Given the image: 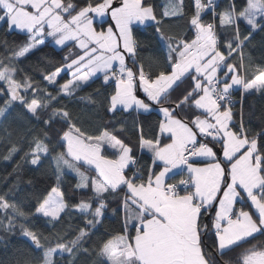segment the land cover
<instances>
[{"label":"snow or ice","instance_id":"6c2138e0","mask_svg":"<svg viewBox=\"0 0 264 264\" xmlns=\"http://www.w3.org/2000/svg\"><path fill=\"white\" fill-rule=\"evenodd\" d=\"M88 0L79 7L72 0H0V22H6L8 29L13 27L27 34V41L18 46L10 60H19L51 37L56 45L65 46L66 41H74L81 50L80 54L65 56V63L44 75L49 84H56L63 70L71 79L59 86V93L71 96L73 92L86 84L97 73L103 74L104 82H115V88L109 100V112L121 107L124 111L134 108L137 112L151 111L150 104H161L174 91L183 79L191 77L192 90L188 91L175 108L160 107L164 119L159 121V133L154 139H146L141 129L140 148L152 153L153 164L160 162L159 172L150 168L147 180L142 176H127L125 169L135 165L131 155L133 149L108 130L99 135H89L71 123L70 113L64 109H52V116L45 120L49 125L52 118L60 116L69 121L68 129L60 137L65 150L52 157L59 176L64 169L76 173L79 182L76 188L91 186L98 205L93 209L89 201L73 205L82 213H90L94 219L87 220L95 227L107 207L104 194H115L126 187L121 206L124 212V230L110 236L98 250L105 264H216L210 259L203 247V236L209 233V225L202 223L201 217L215 208L211 224L216 238L219 255L234 247L255 239V235L264 236V147L260 139L264 131L251 137L244 126L243 113L238 129L233 121L230 90L239 86L244 93L264 91V66L251 68V76L244 69L243 46L252 32L260 29L264 22V0H245L242 7L235 3L219 13L213 8V16H219L221 28L235 26V32L224 47L227 54L220 50L215 23L203 21L202 13L212 5L213 0H194V12L188 23L194 37L176 39L167 37V66L170 71L161 70L158 74L146 71L142 63L136 60L138 42L133 37V25H143L153 21L156 31L161 32V21L157 19L151 5L143 0ZM75 13V14H73ZM111 17L107 28L105 18ZM163 15L178 17L184 15L183 0H168ZM67 16V19L65 18ZM243 20L250 31L241 35L237 21ZM100 25L99 30L94 26ZM162 38L163 35H162ZM175 40V43L172 41ZM241 55L240 69L228 63L233 53ZM126 58L131 59L133 67H128ZM226 66L227 71L224 70ZM240 70L245 74L240 75ZM14 64L0 63V81L10 97L5 104L20 102L29 113L40 119L39 111L47 109L57 96L41 89L31 82V78L17 80ZM223 72V78L218 73ZM230 78V79H229ZM29 90L34 94L30 100L22 95ZM142 91L147 98H139ZM44 92L48 99L40 95ZM0 94H5L0 89ZM185 105L202 110L201 115L191 121L180 119L177 110ZM6 108L0 107V116ZM203 116V118H201ZM204 138L203 142L200 138ZM211 138L210 140L208 138ZM44 138L34 136L31 147L25 157L31 155V164L38 165L41 155L50 151ZM164 140L168 142L165 143ZM219 144L223 159H219L211 144ZM115 150V158L104 154V146ZM17 151L13 146L8 159ZM203 158L211 161L198 166ZM94 169L95 175L89 176L81 168ZM159 166V165H157ZM186 171L187 177L177 183H168L169 179ZM137 180L140 182L137 183ZM180 186H183L181 194ZM249 210L236 209V204H247ZM69 205L59 186H53L38 201L35 213L49 222H56ZM11 209L14 215L27 218L14 203H9L0 195V210ZM12 217H9V227ZM135 229L134 235L129 229ZM22 234L30 238L36 248H43L42 264H54V255L71 257L83 250L82 241L88 232L80 229L79 234L65 241L58 236L54 246L44 247L40 234L21 225ZM47 240L48 237H44ZM69 264H74L70 260ZM228 264V262H225ZM237 264H264V246L260 243L245 248L239 255Z\"/></svg>","mask_w":264,"mask_h":264},{"label":"trees","instance_id":"16d2710c","mask_svg":"<svg viewBox=\"0 0 264 264\" xmlns=\"http://www.w3.org/2000/svg\"><path fill=\"white\" fill-rule=\"evenodd\" d=\"M66 2L67 0H65ZM87 2L88 0H72V3L77 5V10ZM114 2L117 3V0ZM143 2L145 5L153 7L157 19L161 21L159 25L161 32L156 31L155 22L143 26H132L133 37L139 45L136 60L144 65L146 71L150 70L153 74H158L161 70L170 71L167 66V44L169 41L166 38L191 40L194 37V32L188 23L194 12V2L193 0H183L184 15L178 17L163 16V0H143ZM202 2L207 4V0H202ZM233 3L242 7L245 0H218L215 8L216 13L224 11ZM202 18L206 23H215L220 50L226 55L227 48L224 47V44L234 35L235 26L221 28L219 16L212 18L209 9L202 14ZM107 21L110 22V19L107 18L105 23ZM261 23L262 27L252 32L250 39L245 42L242 49L244 69H248L249 77L251 76L250 66L251 68L264 66V22ZM237 24L241 35H248L250 26L243 20L237 21ZM96 27L100 28V25L96 24ZM27 38L26 33L9 30L6 22H0V63L14 64L17 68L15 73L17 80L22 81L25 76H28L34 85H38L41 89H47V92L57 96V99L51 101L47 109L39 111L40 119L34 117L20 102L16 101L12 102L0 120V195L5 196L9 203L16 204L21 211L28 214L25 219L14 215L11 209L0 210V264H42L43 248H36L30 238L22 234L21 225L40 234L44 247L54 246L58 236L63 237L65 241L71 240L79 234L80 229H84L88 232V236L82 241V248L88 249V251L81 250L75 257H71L67 253H64L63 256L54 255V264H69L70 260H74V264H105L104 258L98 255V250L110 236L124 230V212L121 202L126 190L122 188L115 194L105 193L107 207L100 217L101 222L95 224V227L88 225L87 220L94 219V217L90 213H82L72 206L82 200L89 201V198H92L90 202L93 209L98 205L90 184L87 188H76L79 177L69 169H64L58 180L56 165L52 159L57 153L65 150L64 142L60 137L63 131L68 129L69 121L60 116L52 118L49 125H45L44 121L50 119L53 108L64 109L70 113L71 123L86 134L95 136L99 135L102 130L112 132L133 149L132 156L139 157V170L146 181L149 169L152 168L156 171L158 167L157 164L152 165L151 155L145 149L140 148L141 129L146 139H154L158 135L159 121L162 120L157 108L174 109L176 102L192 90L193 81L190 76L183 79V82L174 91H171L161 104H152L147 101L145 96H142L146 102L151 104V111L148 113L136 112L133 109L128 111L118 109L109 112L108 98L114 91V81L106 84L103 77L99 75L77 88L71 96H65L58 90L60 85L71 79L67 70L62 71L54 85L44 80L45 74L53 72L55 68L61 67L65 63L64 58L69 53L73 54L72 58H75L76 54H80L81 50L74 42L56 48L52 40L48 38L25 57L19 60H10L13 52L17 50L18 46L24 44ZM172 42L175 43V40ZM126 63L128 67H133L131 59L126 58ZM228 63H232L237 69H240V53H233L228 59ZM239 74L244 75L245 71L240 70ZM0 89L5 93L0 94V107H5V101L10 97L6 94L7 89L2 81H0ZM240 91L243 92L241 88L232 89L230 93L237 94ZM20 92L29 100L33 98L34 94L31 90L25 93L23 89H20ZM139 93L141 92L139 91ZM40 95L44 99H48L44 92H41ZM242 95L241 108L239 111H233V121L236 124L238 116L241 120L242 112L244 126L249 130L248 134L251 137L264 131V91L253 90L250 93L243 92ZM176 115L178 118L190 122L194 116L201 115V112L195 107L185 105L182 111H176ZM234 130H236V125ZM45 133H47L45 143L48 144L50 151L47 155H41L38 165H33L30 162L31 155L25 157V153L30 151L32 138L34 136L44 138ZM208 139L210 140V138ZM166 141L164 140V142ZM259 143L261 147H264V137H261ZM13 146L17 151L5 159ZM210 146L218 155L220 154L221 146L219 144L213 143ZM109 153L110 151L104 149V154ZM81 170L89 176L95 175L94 169L89 170L87 166H83ZM53 186H59L69 207L61 214L58 221L50 223L42 215L36 214L35 209L38 201ZM248 205L249 203H238L235 207L249 210ZM214 214L215 208L202 216L201 220L202 223L208 224L210 229L209 233L203 236V247L205 252L210 254L209 258L213 259L216 264H225V262L237 264L238 257L245 248L257 243L264 246V236L256 234L255 239L250 238L248 243L225 251L222 256L219 255L214 230H211ZM9 217H12L11 227H9ZM130 231L134 235V228H131ZM44 237H48V239L44 240Z\"/></svg>","mask_w":264,"mask_h":264},{"label":"built area","instance_id":"2783aa9c","mask_svg":"<svg viewBox=\"0 0 264 264\" xmlns=\"http://www.w3.org/2000/svg\"><path fill=\"white\" fill-rule=\"evenodd\" d=\"M217 3H218V0H213L212 5L207 7L210 10V14H211L212 18H214L212 9L216 8ZM242 93H243L242 91H240L237 94L230 93V99L232 101V111H234V110H236V111L238 110L239 111L240 110L241 102H242V96H243ZM238 118L239 119L236 121V124H235L236 125V129L239 128L240 122H241L240 116H238ZM200 139L203 142L204 138L201 137ZM133 158L135 159L136 163H135V165H129V167L126 170L127 176L132 177L135 174L136 176H142L143 177L142 172L139 170V163H138L139 157L138 156H133ZM186 177H187V174L182 173L181 176L178 179L170 180V181H168V183H177L180 179H183V178H186ZM137 182H140V181L137 180ZM182 189H183V186H180L181 194H183V190ZM125 190H126V187H125ZM236 209L239 210L240 208L236 207Z\"/></svg>","mask_w":264,"mask_h":264},{"label":"crops","instance_id":"0c3cea01","mask_svg":"<svg viewBox=\"0 0 264 264\" xmlns=\"http://www.w3.org/2000/svg\"><path fill=\"white\" fill-rule=\"evenodd\" d=\"M167 2H168V0H163V8H162V14L164 13V10H165V6H166V4H167ZM164 16V15H163ZM165 17V16H164ZM46 38H48V37H46ZM224 70L225 71H227V68H226V66L224 67ZM218 75H219V73H218ZM223 75V72H221V75H219L220 77ZM91 79V78H90ZM89 79V80H90ZM230 79V78H229ZM114 88H115V82H114ZM238 88H240L239 86H234L233 87V89H238ZM150 107H151V105H150ZM160 108V107H159ZM159 108H157V111L159 112V114H160V116H161V112L159 111ZM118 109H122L121 107H119L118 106ZM117 109V110H118ZM133 110H135L134 108H132ZM123 110V109H122ZM129 110H131V109H129ZM136 111V110H135ZM200 112H202V110H199ZM137 112V111H136ZM140 112H143V111H140ZM161 118H162V120L164 119L163 118V116H161ZM201 118H203V116H201ZM158 133H159V131H158ZM210 138V137H209ZM211 139V138H210ZM168 141H166L165 143H167ZM104 149H106V150H108V151H110V153L109 154H105L106 156H108L109 158H115V156H114V150H111V149H108L106 146H104ZM146 150V152H148L150 155H151V158H152V153L151 152H149L147 149H145ZM215 151V150H214ZM216 152V151H215ZM217 153V152H216ZM217 156H218V158L220 157V159H223V156H222V150L220 151V154L218 155V153H217ZM194 159H197V160H200L201 161V163L198 165V166H203V164L204 163H208V162H211V161H207V160H204L203 158H194ZM156 164L157 165H159V166H157L158 167V169L155 171V172H159L160 171V168L162 167V165L160 164V162H156ZM152 165H153V160H152ZM126 170L127 169H125V172H126ZM174 171H176V172H178L179 173V170H174ZM183 173H185V174H187L186 173V171L185 172H183ZM179 175H181V173H179V174H177V175H175V176H173L172 177V179H175V178H177V177H179ZM172 179H169L168 181H170V180H172ZM184 194V193H183ZM249 203V202H248ZM250 204V203H249ZM123 226H124V215H123ZM129 229L131 230V226H129ZM134 232H135V229H134Z\"/></svg>","mask_w":264,"mask_h":264},{"label":"rangeland","instance_id":"374dc122","mask_svg":"<svg viewBox=\"0 0 264 264\" xmlns=\"http://www.w3.org/2000/svg\"><path fill=\"white\" fill-rule=\"evenodd\" d=\"M193 2H194V0H193ZM118 6V5H117ZM208 8H206L205 9V11L207 10ZM203 14V13H202ZM107 18H109L110 19V22H106L105 23V25H104V28L106 29L107 28V26H108V24L109 23H112L113 24V27H114V22H112L111 21V17H110V15L109 16H107L106 18H105V20L107 19ZM67 19V18H66ZM151 22H153V21H147L145 24H149V23H151ZM145 24H143V25H145ZM143 25H140V24H134L133 26H143ZM95 27H96V25H94ZM97 28V27H96ZM98 30H99V28H97ZM11 30H16V31H20V30H18V29H15L14 27H13V29H11ZM21 32V31H20ZM48 38H50L51 40H52V43L54 44V46L56 47V48H60V47H62L61 45H56L55 44V42H54V40L51 38V37H48ZM48 38H46V39H48ZM70 42H74V41H66V44H68V43H70ZM75 43V42H74ZM39 46V45H38ZM62 73V72H61ZM99 75H101L102 77H103V74H101V73H97L94 77H91V79H93V78H95V77H97V76H99ZM60 76V75H59ZM58 76V77H59ZM57 77V78H58ZM72 78V77H71ZM221 78H223V75L221 76ZM103 80H104V78H103ZM141 92V94H142V96H145L144 95V93L142 92V91H140ZM142 96L141 97H139V98H141V99H143L142 98ZM151 105V104H150ZM4 108H6V111H5V114H6V112L8 111V109L10 108V106H8V105H6ZM4 114V115H5ZM3 115V116H4ZM3 116H0V120L2 119V117ZM161 116H163V114H161ZM164 118V117H163ZM108 149H111V150H114V149H112V148H109L107 145H105ZM115 151V150H114ZM137 183H139V182H137ZM125 189V188H124ZM250 203V202H249Z\"/></svg>","mask_w":264,"mask_h":264},{"label":"water","instance_id":"95a60500","mask_svg":"<svg viewBox=\"0 0 264 264\" xmlns=\"http://www.w3.org/2000/svg\"><path fill=\"white\" fill-rule=\"evenodd\" d=\"M116 5H118L116 2H114ZM138 96L139 97H141L142 96V94L141 93H139V91H138Z\"/></svg>","mask_w":264,"mask_h":264}]
</instances>
